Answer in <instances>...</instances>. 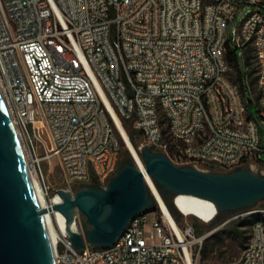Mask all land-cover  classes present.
<instances>
[{"label": "built area", "instance_id": "obj_1", "mask_svg": "<svg viewBox=\"0 0 264 264\" xmlns=\"http://www.w3.org/2000/svg\"><path fill=\"white\" fill-rule=\"evenodd\" d=\"M228 43L249 60L244 91L229 77ZM0 92L46 199L43 163L52 158L72 196L74 185L94 179L107 187L131 142L125 123L142 133L139 150L164 153L176 166L263 165L264 0H0ZM55 198L63 203L59 191ZM181 215L161 200L105 249L78 250L58 234L55 264H198L219 229L198 234L196 219ZM254 215L264 208L237 218ZM75 220L83 233L78 211ZM228 264H264V222Z\"/></svg>", "mask_w": 264, "mask_h": 264}, {"label": "water", "instance_id": "obj_2", "mask_svg": "<svg viewBox=\"0 0 264 264\" xmlns=\"http://www.w3.org/2000/svg\"><path fill=\"white\" fill-rule=\"evenodd\" d=\"M248 102L252 104L253 100L249 98ZM128 150L130 155L107 187L76 184L74 196L60 189L63 203L41 208L20 139L0 92V264H55L44 217L50 211L65 217L67 234L76 249L85 244L105 249L117 242L135 217L156 210L157 203L164 201L162 193L168 194L171 206L164 202L179 219L183 216L175 201L180 195L213 201L218 216L247 212L264 201V174L252 169L203 171L176 166L164 153L149 147L140 150L142 157L133 144ZM77 211L83 233L75 220Z\"/></svg>", "mask_w": 264, "mask_h": 264}, {"label": "rangeland", "instance_id": "obj_3", "mask_svg": "<svg viewBox=\"0 0 264 264\" xmlns=\"http://www.w3.org/2000/svg\"><path fill=\"white\" fill-rule=\"evenodd\" d=\"M247 10H253V7L250 6L246 9H240V11H238L237 16L230 23V25L228 27L229 35H232L233 31L241 25V22L245 16ZM239 69L243 75L244 80L246 81V83H248V72H247V67H246V63H245L244 58H239ZM237 75H238V71L234 67H231L230 72H229V77H230L232 82L235 81ZM249 79H250V84L252 85V87H254V89H256L255 77H254L252 72H250ZM249 110H250V113L252 114L253 118L260 124V117L258 115V110H257V106H256L255 101H254V103L249 105ZM124 128L126 131L128 129L129 130L134 129L132 123H125ZM127 133H128V131H127ZM43 136H44L45 141L47 143H49V139L47 137V134H44ZM135 140H136V143L138 144V146H141L142 143L144 142V138L141 134H136ZM133 146L136 149L134 144H133ZM126 150H128V147L124 144V146L122 148V152H125ZM127 157L128 156L123 155V154L120 156L119 166ZM247 168L252 169L257 174H264V165H262V164L257 165V166L247 167ZM43 171L45 174V181L47 183V186L49 187L48 194H47V202H49L50 199H54L56 197L58 190L65 188L64 175H63L62 168H61L57 158H52L50 161L45 160L43 163ZM205 171H217V170L206 169ZM31 175L35 179L37 178L34 173H32ZM92 184L98 185V183L95 179L89 185H92ZM263 202L264 201H261L260 203H258L253 209L264 208ZM253 209H251V210H253ZM241 213H243V211L235 212V213H232L229 215L228 214H222V215L218 216L215 221H213L209 224H205V222H202V221L196 219L197 226L204 231L219 229L216 233V235L219 234V237L215 236L214 238H212L211 240H209L205 243L204 247H205V249L207 248L205 260L203 259V257H204L203 256L204 252H203L201 254V257L199 259L198 264H228V263H231L232 261H234L235 259L240 257V255H241V253H242V251H243L248 240H246L245 242L240 240L239 238H237L233 234H231L230 230L233 229V227H235V223H237L239 219L243 218V217L237 218V216L240 215ZM229 218H232V220L229 223H227L226 225H224L226 220H228ZM55 225H56V223H55ZM241 230L245 231L246 236H250V234L252 232V226L242 227Z\"/></svg>", "mask_w": 264, "mask_h": 264}, {"label": "bare ground", "instance_id": "obj_4", "mask_svg": "<svg viewBox=\"0 0 264 264\" xmlns=\"http://www.w3.org/2000/svg\"><path fill=\"white\" fill-rule=\"evenodd\" d=\"M121 126V125H120ZM125 137H127L125 135ZM126 141L131 145L132 143L128 142L127 138ZM132 148V147H131ZM31 173V172H30ZM32 174V173H31ZM32 176V175H31ZM34 186L36 189V195L38 198L39 203L41 204V208H49L54 205L60 204L59 198H55V200L52 202V205H50L47 202L46 195L44 194L38 179L36 180L32 176ZM147 180L149 181L150 185H153L152 181L149 177H147ZM155 189V187H154ZM175 204L177 206V209L185 215L188 216H194L198 220L202 222H209L211 223L214 219H212L214 216L217 215L218 209L216 204L208 199H203L197 196L192 195H180L177 197ZM164 206V205H163ZM165 208V206H164ZM166 209V208H165ZM45 223L47 227L48 236L51 241V245L53 247V250L55 249V245L57 243V237L58 234L67 233V224L65 217L58 211H50L47 214H45ZM56 223V225H55Z\"/></svg>", "mask_w": 264, "mask_h": 264}, {"label": "trees", "instance_id": "obj_5", "mask_svg": "<svg viewBox=\"0 0 264 264\" xmlns=\"http://www.w3.org/2000/svg\"><path fill=\"white\" fill-rule=\"evenodd\" d=\"M227 59L231 65V67H234L237 71H238V75L235 79V81L233 83H236L240 89L242 91H244V87H245V80L243 78V75L242 73L240 72V69H239V58H238V55H237V49L234 48V46H232L230 43H228L227 45ZM246 63V66L249 65V60L247 59V61L245 62ZM253 73V72H252ZM256 81V79H255ZM128 131V135H129V138H130V141L135 145L139 155L142 157V154H141V151L139 150V146L138 144L136 143V140H135V136L136 134H141L140 132H137L135 129H132V130H127ZM143 136V135H142ZM130 155V152L128 150H126L125 152H122L121 155ZM264 165V164H263ZM214 170V169H212ZM162 196H163V199L164 201L167 203L168 206H171V201H170V198L168 196L167 193H162ZM264 203V202H263ZM263 207H264V204H263ZM257 221H262L264 222V216H259V215H256V216H247V217H244V218H241L238 220L237 223H235V227H233V229L230 230V233L233 234L235 237L239 238L240 240L242 241H246L249 239V236H246L245 234V231L241 230L242 227H250L257 222ZM196 226H197V223H196ZM197 231H198V234H202L204 232V230H202L201 228H199L197 226ZM216 237H219V234L215 235ZM206 251H207V248L203 249L202 253H203V259L205 260V256H206Z\"/></svg>", "mask_w": 264, "mask_h": 264}]
</instances>
